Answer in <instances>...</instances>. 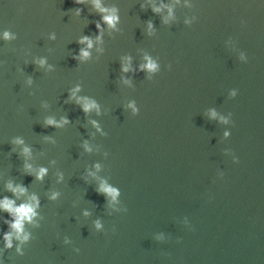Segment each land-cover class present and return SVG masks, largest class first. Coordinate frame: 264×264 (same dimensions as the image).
<instances>
[{"label":"water","instance_id":"95a60500","mask_svg":"<svg viewBox=\"0 0 264 264\" xmlns=\"http://www.w3.org/2000/svg\"><path fill=\"white\" fill-rule=\"evenodd\" d=\"M100 2L0 0V264H264V0Z\"/></svg>","mask_w":264,"mask_h":264},{"label":"clouds","instance_id":"9594fccd","mask_svg":"<svg viewBox=\"0 0 264 264\" xmlns=\"http://www.w3.org/2000/svg\"><path fill=\"white\" fill-rule=\"evenodd\" d=\"M85 2H86V0H75V3H77V4H83V3H85ZM93 2H94V6H95V8H96L99 12H101L102 14H104V13H108V12H109V9H106V8L102 7L100 0H93ZM156 11H159V10L157 9ZM118 19H119V18H118V16L116 15V9H112V10H111V14H104V15H103V21H104L105 23H107L110 27H113V28L115 27L116 23L118 22ZM149 27L151 28V25H149ZM97 28H98V29L100 28V25H99V24L97 25ZM5 37H6V38L8 37V34H7V33H5ZM98 39H99V37H98ZM80 43H82V44H83V43H86L89 49H91V48L93 47V43H92L91 39H89L88 37H84V38L80 41ZM80 55H81L82 57H84V58H87V57L89 56V52L86 51V50H83V49H82ZM43 63H44V62L41 61V64H43ZM146 67H147V69H148L149 71H154L155 68H156V65H155L151 60H149V62H148V64L146 65ZM124 71L127 72V71H128V68H124ZM94 107H96L95 104H93V103H87V102H86V103L84 104V106H83V110H84L85 112H89V111H90L92 108H94ZM64 122L67 123V121H64ZM47 123H48L49 125H53V124H55V121L49 120ZM15 143L20 144V143H23V141H21V140H17V141H15ZM24 154H25V155H29V154H30V150H29L28 148H25V149H24ZM25 167L28 168V169L31 168L30 165H25ZM45 171H46L45 169L41 168V169H40V173H39V175H38L37 178L42 180V179H43V176H44V174H45ZM8 187H9V189L12 190L14 193L23 194L24 191H25V189L22 188V187H20V188H16V189H13L11 184H9ZM101 191L106 192V193H108V194H111V195H113V197H115V194H116V193H115V190H113V189H111V188H108V187H106V186L103 187V188L101 189ZM32 199L35 200L36 198L33 197ZM53 199H55V197H53ZM36 206H37V207L39 206V205H38V202H37ZM0 209L5 210V211L8 212L10 215H12V216L15 217V222L12 223V224L10 225V227H11L12 229H14L15 232L17 233V239H20V238H21V234L23 233V227H24V223H25V221H29V222H31L33 216L35 215V209H34L33 205H32V204H22V205L16 207L14 201L5 198L4 201H3L2 203H0ZM97 227H99V224H97ZM5 239H6V241L8 242L7 246H8L9 248H11V246H12V244H11V239H12V238H11V235H10V234H9V235H6V236H5ZM23 239H24V240H27L28 237L25 235V236H23Z\"/></svg>","mask_w":264,"mask_h":264}]
</instances>
